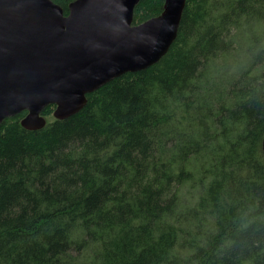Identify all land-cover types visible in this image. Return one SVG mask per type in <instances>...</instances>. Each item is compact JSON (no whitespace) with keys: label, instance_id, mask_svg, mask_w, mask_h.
I'll use <instances>...</instances> for the list:
<instances>
[{"label":"trees","instance_id":"1","mask_svg":"<svg viewBox=\"0 0 264 264\" xmlns=\"http://www.w3.org/2000/svg\"><path fill=\"white\" fill-rule=\"evenodd\" d=\"M86 100L0 125V264H264V0H189L157 64Z\"/></svg>","mask_w":264,"mask_h":264},{"label":"water","instance_id":"2","mask_svg":"<svg viewBox=\"0 0 264 264\" xmlns=\"http://www.w3.org/2000/svg\"><path fill=\"white\" fill-rule=\"evenodd\" d=\"M139 1L74 0L64 15L52 0H0V125L25 113L21 127L41 130L47 107L68 119L91 93L157 64L189 0H163L159 16L133 25Z\"/></svg>","mask_w":264,"mask_h":264}]
</instances>
